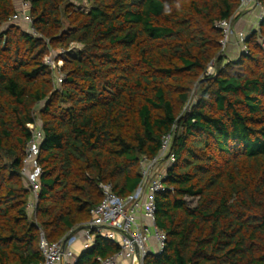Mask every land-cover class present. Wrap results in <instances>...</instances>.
I'll return each instance as SVG.
<instances>
[{
	"label": "trees",
	"instance_id": "1",
	"mask_svg": "<svg viewBox=\"0 0 264 264\" xmlns=\"http://www.w3.org/2000/svg\"><path fill=\"white\" fill-rule=\"evenodd\" d=\"M24 1L36 36L9 23L18 2L0 0V264H40L41 234L53 243L81 228L101 185L132 194L169 134L175 162L156 196L167 240L144 264H264V20L232 61L217 24L240 0ZM59 49L56 87L45 58ZM37 113L31 214L23 169ZM119 252L98 238L75 264Z\"/></svg>",
	"mask_w": 264,
	"mask_h": 264
},
{
	"label": "built area",
	"instance_id": "2",
	"mask_svg": "<svg viewBox=\"0 0 264 264\" xmlns=\"http://www.w3.org/2000/svg\"><path fill=\"white\" fill-rule=\"evenodd\" d=\"M16 1L18 2L17 11L10 18L9 23H23L36 36L32 30L33 19L30 15L29 3L24 0ZM253 10L259 11L252 26L253 29H258L264 20V6L259 0H240L234 17L217 24L223 34V54H226L232 40L235 42L233 45L238 47L241 54L249 52L247 38L250 33L236 31L233 24L236 15ZM261 43L264 46L263 39ZM65 52L63 51V54ZM45 63L53 71L56 87L61 86L65 78L61 70L63 61L56 60L51 52L45 58ZM41 125L39 122L29 125L33 138L27 145L24 159L23 176L32 192L29 204L31 214L36 209L40 178L43 173L38 162L41 144L44 140ZM172 139V134L163 138L162 148L156 158L141 160V182L132 194L120 197L114 193L111 185H101L102 201L90 211V219L81 228L71 231L66 237L53 243L49 242L42 233L40 251L43 261L40 264H75L77 259L73 253V246L80 238L86 241L85 249L93 246L98 238L120 248L119 254L106 260H100V264H117L119 257L129 261V264H144L146 257L150 254L149 243L152 239L157 242L159 253L162 252L167 239L156 225V196L166 191L164 180L167 169L175 162V157L170 151ZM164 164L167 165L163 167Z\"/></svg>",
	"mask_w": 264,
	"mask_h": 264
},
{
	"label": "rangeland",
	"instance_id": "3",
	"mask_svg": "<svg viewBox=\"0 0 264 264\" xmlns=\"http://www.w3.org/2000/svg\"><path fill=\"white\" fill-rule=\"evenodd\" d=\"M71 1L74 2V4H76V6H78L80 9L85 10V11H87L89 9V7H90L89 0H71ZM258 13H259V11L253 10L251 12H247V13L244 12V13H241L239 15H236V18L234 19V24H233L234 25V29L236 31H244L245 33H248V34L250 33L251 34V31H252L253 27L251 28L250 26H253V24L255 23V20H256V17L258 15ZM244 18H250L249 23L247 24L246 27H244L245 23H243V22H246L247 20H245ZM233 43H235L234 40H232V44ZM73 49H77V48L74 47ZM230 49H235V50L231 51ZM229 50L231 52H229ZM63 51L64 50H61V49L53 50L52 51L53 57L56 58V60L58 58L65 59V53L66 52L63 54ZM226 55L230 58V60L235 61V60L239 59V57L241 56V53H240V50L238 49V47H236L235 44H234L232 46V48L231 47L227 48ZM63 65H64V63H63ZM215 65H216V62H212L210 64V67L208 69V73L209 74L214 73V71H215L214 70V66ZM36 116H37V122L41 123V120H40L41 118L39 116V113H37ZM165 165H167V164H164L163 167H165ZM189 202H190V204L192 206L195 205V201L194 200H190Z\"/></svg>",
	"mask_w": 264,
	"mask_h": 264
},
{
	"label": "crops",
	"instance_id": "4",
	"mask_svg": "<svg viewBox=\"0 0 264 264\" xmlns=\"http://www.w3.org/2000/svg\"><path fill=\"white\" fill-rule=\"evenodd\" d=\"M244 19L247 20L246 22H243V23H245L244 27H246L247 24L249 23L250 18H244ZM250 27L252 28V26H250ZM232 46H233V44L230 45L231 48H232ZM230 50L234 51L235 49H230ZM230 50H229V52H231ZM85 244H86L85 239L80 238L76 242V244L73 246V253H74V256L77 260L80 258L81 254L85 250H87V249H85ZM149 252L151 255L159 254V246L154 239H152L149 243ZM117 264H129V261L125 260L124 258L119 257V258H117Z\"/></svg>",
	"mask_w": 264,
	"mask_h": 264
}]
</instances>
